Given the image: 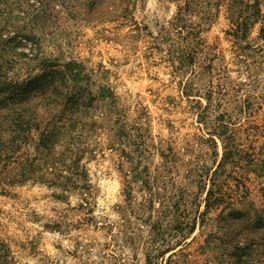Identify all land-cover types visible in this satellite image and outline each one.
<instances>
[{"label": "rangeland", "instance_id": "obj_1", "mask_svg": "<svg viewBox=\"0 0 264 264\" xmlns=\"http://www.w3.org/2000/svg\"><path fill=\"white\" fill-rule=\"evenodd\" d=\"M0 264H264V0H0Z\"/></svg>", "mask_w": 264, "mask_h": 264}]
</instances>
